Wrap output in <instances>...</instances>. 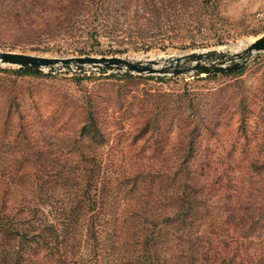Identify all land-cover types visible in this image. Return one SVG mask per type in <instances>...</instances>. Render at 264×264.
I'll return each mask as SVG.
<instances>
[{
	"label": "rangeland",
	"instance_id": "374dc122",
	"mask_svg": "<svg viewBox=\"0 0 264 264\" xmlns=\"http://www.w3.org/2000/svg\"><path fill=\"white\" fill-rule=\"evenodd\" d=\"M113 1L116 2L114 6L122 8L120 13L126 10L129 16L119 18L118 22L98 19L94 24L134 26L117 33V38L98 32L96 43L89 35L94 30L84 27L89 21L72 29H68L66 23H44L54 18L63 5L67 6L68 0H0V49L57 57L183 55L208 49L232 50L264 34V0H177L194 9L193 22L188 26L191 33L179 31L188 23L186 19L167 23L166 19L154 17L153 6L162 7L167 0H153L152 4L150 0ZM97 8L92 7L91 15ZM133 11H137L134 18L131 17ZM16 19L23 20L18 27L42 24L43 30L49 29L53 38L41 41L25 38L22 33L10 29L9 24L14 25ZM159 24H173L176 31L153 29ZM158 32L162 35L155 37ZM140 37L147 41H141ZM144 43L153 47L148 51L139 48ZM18 70L0 65V209L6 206L5 214H13L14 205L36 199L33 187L38 184V170L66 171V167L76 165L81 155L93 151L102 154L105 167L119 174L120 179L113 181V193L107 197L120 205L118 209L112 200L114 213L134 206L139 199L138 186L142 180L133 181L132 176L122 178L123 175L136 169L142 172L179 168V162L172 161L184 154L191 155L187 165L192 170L208 167L225 171L227 180L222 179V182L230 183L228 179L231 178L235 181H231L226 190L222 187L217 192L219 185L214 187L219 195L213 209L215 220L222 214L225 198L229 196L233 197L231 202L241 199L244 206L233 208L242 213L247 212H244L246 205H256L254 202L259 203L264 197V169L253 171L255 164L264 162V52L255 54L241 72L212 78L193 74L177 77L131 75L136 78L125 81L109 78L113 75L80 73L20 75L15 73ZM160 78L164 80L158 81ZM190 103L211 108L206 126L197 132L200 134L192 148L186 146L190 138H187L188 130L181 129L184 122L181 119ZM88 108L95 109L105 136L97 145H90L78 133ZM38 154H41L39 159L36 158ZM16 172L23 179L12 180ZM1 191L7 193V197H2ZM171 191L173 198L162 199L164 204L180 202L177 197H182V186L178 189L173 185ZM173 213L174 210L171 215ZM159 218L160 222L165 219L162 215ZM108 219L102 250L95 252L90 246H81L76 252L81 260L72 264H86L87 261L90 264L95 261L99 264H140L142 245L138 241H143V236L138 240L139 234H132L128 243L124 238L119 241L120 232L115 227L120 224L117 226L114 219ZM148 219L149 222L153 220ZM199 225L205 232L219 227L213 228L209 219L188 222L193 231ZM150 227L153 226H146ZM162 228L163 237L155 246L157 260L162 257V264H171L163 251L173 246L187 256L193 255L192 236H186V226H174L171 222ZM133 229L130 232H136ZM132 250H136L134 257H131Z\"/></svg>",
	"mask_w": 264,
	"mask_h": 264
},
{
	"label": "trees",
	"instance_id": "16d2710c",
	"mask_svg": "<svg viewBox=\"0 0 264 264\" xmlns=\"http://www.w3.org/2000/svg\"><path fill=\"white\" fill-rule=\"evenodd\" d=\"M150 1L152 4L153 0ZM179 2L167 0V3L162 4V7L153 6L152 12L155 13L154 17L160 20L166 19L167 23H173L176 19H179V22L186 19L188 23L183 24L179 31L186 30L187 33H191L188 26L193 22L194 9L181 5L182 2ZM68 3L67 6L63 5L58 9V14L54 18L47 19L44 23H66L68 29H72L89 21V25L84 27H91L94 30L89 32V35L96 43L98 42L96 39L98 32L107 34L111 38L113 36L117 38V33L134 26L123 27L119 23L112 25L94 24L98 19L105 21L107 18L118 22L119 18L129 16L125 14L128 12L126 10L120 13L122 8L118 9L117 6H114L116 2L113 0H68ZM95 6L98 8L94 11L95 14L91 15L92 7ZM136 15L137 11H133L131 17L134 18ZM22 22L23 20L16 19L14 25L9 24L10 29L22 33L21 35L25 38H36L40 41L53 38L49 29L43 30L42 24L35 26L26 24V27H18ZM153 29H157V31L174 29L176 31L173 24H159L155 25ZM160 35L162 33L158 32L154 36ZM140 39L147 41L144 37H140ZM152 47L153 45L144 43L139 48L148 51ZM119 53H123V51ZM242 69L222 75L239 73ZM15 73L41 75V73L22 69L15 71ZM216 75L205 78H212ZM195 76L199 77V75ZM109 78L132 81L136 77L113 75ZM157 80L162 81L164 78ZM209 106L203 107L200 103H190L186 107L187 113L181 119V122L184 121L181 129L188 130L187 138L190 136L186 146L195 147L196 138L200 134L197 132L206 126V119L211 113V108H207ZM213 116L217 115L214 114ZM85 118L84 123L79 128V135L87 139L90 145L101 143L105 136L99 126L95 109L88 108ZM186 122L188 124L184 126ZM93 152L81 155L76 165L72 164L66 167V171L38 170L36 175L38 184L33 187L36 199L14 205L13 214H5L6 206L4 210L0 209V264L78 263V260H81V255H76V252H79L81 246H90L93 251L95 249V252L102 250L101 245H103V235H106L104 231L108 224V218L114 219L117 226L120 224L115 227L120 232L119 241L120 238H124L128 243L132 234L137 236L139 234L138 240L143 236V241H138L142 245L139 248L140 264H162L164 261L162 257L160 256L161 258L158 260L155 257L156 250H158L155 246L163 237L164 230L162 227L171 222L174 226H186L188 229L186 236H192L193 243V255L191 256H187L178 247H166L163 253L169 261H172L171 264H264V197L259 203L254 202L256 205L248 202L250 204L246 205L248 207L244 209V212H247L242 213L237 212L239 209L235 212L233 208L244 206L241 199L238 198L231 202L233 197L229 196L225 198L222 214L217 216L216 220L214 219V204L219 197L217 192L222 187H225L226 190L231 181H234L231 178V180L228 179L230 183L224 184L222 182V179L227 180L225 171L210 170L208 167L192 170L187 165L191 155L184 154L172 161V163L179 162V168L175 166L161 170L150 169L142 171L144 172L143 175L138 169L127 172L122 178L128 175V177L132 176L133 181L139 178L142 180L139 181L141 186H138L139 199L134 206L128 209L123 208L122 211L119 210V212L114 213L113 201L118 209L120 205L114 199L107 197L113 193V181L120 179L119 174L107 166L105 167L102 154ZM40 156L41 154H38L36 158L39 159ZM255 166L253 171L257 173L264 169V162L258 166L255 164ZM21 177L20 173L16 172L11 179L20 181L23 179ZM173 185H176L178 189L182 186L184 190L181 192L182 197H177L181 203L169 202L164 204L162 199L173 198L174 196L171 191ZM216 185H219L217 192L214 188ZM236 188L237 186L233 187L235 191ZM212 193L213 195H211ZM1 195L7 197L8 194L1 191ZM173 210L174 213L171 215ZM161 215L165 219L160 222L159 217ZM171 216L173 219L168 222V218ZM148 218L153 220L149 222ZM206 219L212 221L213 228L217 225L219 227L205 232L201 230L200 225L195 231L188 226V222L200 223ZM148 225L153 227L146 228ZM131 228L132 230L135 228L136 232H130ZM216 229L219 230L216 231ZM141 230H144V233ZM200 231L201 233H199ZM150 243L154 244L148 246ZM135 253L136 250L135 252L132 250L131 257H134ZM86 264H90V261H87ZM93 264L99 263L95 261Z\"/></svg>",
	"mask_w": 264,
	"mask_h": 264
},
{
	"label": "water",
	"instance_id": "95a60500",
	"mask_svg": "<svg viewBox=\"0 0 264 264\" xmlns=\"http://www.w3.org/2000/svg\"><path fill=\"white\" fill-rule=\"evenodd\" d=\"M264 52V34L242 42L232 50L208 49L183 55L40 56L0 49V65L33 72L67 75H135L177 77L193 74L212 76L237 71L258 53Z\"/></svg>",
	"mask_w": 264,
	"mask_h": 264
}]
</instances>
